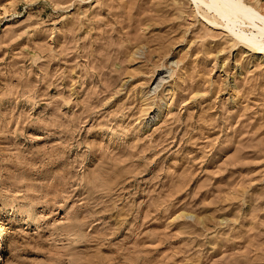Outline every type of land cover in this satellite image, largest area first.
Segmentation results:
<instances>
[{
	"label": "rangeland",
	"instance_id": "rangeland-1",
	"mask_svg": "<svg viewBox=\"0 0 264 264\" xmlns=\"http://www.w3.org/2000/svg\"><path fill=\"white\" fill-rule=\"evenodd\" d=\"M237 31L0 0V264H264V36Z\"/></svg>",
	"mask_w": 264,
	"mask_h": 264
},
{
	"label": "bare ground",
	"instance_id": "bare-ground-1",
	"mask_svg": "<svg viewBox=\"0 0 264 264\" xmlns=\"http://www.w3.org/2000/svg\"><path fill=\"white\" fill-rule=\"evenodd\" d=\"M202 1L207 3L208 7L215 11V14L226 19L228 25L236 26L238 34L248 35L249 32L247 33L245 29L250 28L251 34L249 35L256 38L264 36V13L254 8L247 0L245 5L214 3L212 0Z\"/></svg>",
	"mask_w": 264,
	"mask_h": 264
},
{
	"label": "snow or ice",
	"instance_id": "snow-or-ice-1",
	"mask_svg": "<svg viewBox=\"0 0 264 264\" xmlns=\"http://www.w3.org/2000/svg\"><path fill=\"white\" fill-rule=\"evenodd\" d=\"M212 2L229 4V5H245L246 0H212Z\"/></svg>",
	"mask_w": 264,
	"mask_h": 264
}]
</instances>
